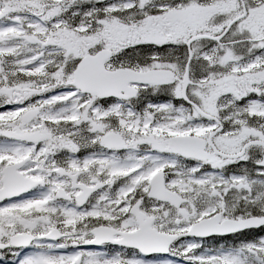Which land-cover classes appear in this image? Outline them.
<instances>
[{"label":"snow or ice","instance_id":"1","mask_svg":"<svg viewBox=\"0 0 264 264\" xmlns=\"http://www.w3.org/2000/svg\"><path fill=\"white\" fill-rule=\"evenodd\" d=\"M0 264H264V0H0Z\"/></svg>","mask_w":264,"mask_h":264}]
</instances>
